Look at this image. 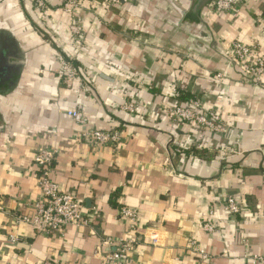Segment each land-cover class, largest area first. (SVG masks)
<instances>
[{
  "label": "crops",
  "instance_id": "crops-1",
  "mask_svg": "<svg viewBox=\"0 0 264 264\" xmlns=\"http://www.w3.org/2000/svg\"><path fill=\"white\" fill-rule=\"evenodd\" d=\"M42 1L38 10L36 0H0V26L31 56L21 92L1 112L0 264H98L115 247L102 239L127 234L122 205L140 217L132 264H253L252 256L264 264V82L246 80L229 56L233 40L264 54V0H245L235 18L208 14V2L193 21L203 28L190 32L178 25L196 0H128L109 9L105 0H79V47L61 0ZM58 54L72 60L76 78L60 75ZM173 88L219 111L221 133L169 121L163 109L177 99ZM128 102L134 112L122 108ZM70 108L86 123L69 117ZM91 129H117L124 139L118 149L95 147L82 139ZM42 145L57 150L52 178L82 201L88 225L43 234L14 220L38 195L33 155ZM228 194L239 213L224 210ZM191 239L207 259L191 252Z\"/></svg>",
  "mask_w": 264,
  "mask_h": 264
},
{
  "label": "built area",
  "instance_id": "built-area-1",
  "mask_svg": "<svg viewBox=\"0 0 264 264\" xmlns=\"http://www.w3.org/2000/svg\"><path fill=\"white\" fill-rule=\"evenodd\" d=\"M126 1L128 0H105L102 5L109 9L111 6ZM244 2L245 0H212L206 5V12L208 14L226 13L235 18ZM35 7L38 10H43V1L36 0ZM61 7L72 16L68 30L76 46L79 47L82 41L81 34L83 33L82 18L79 14L81 3L79 0H61ZM229 56L246 80L253 79L254 82H264V54L260 52L257 45H249L238 40H233L229 45ZM56 59L58 71L65 80L78 76L72 60L65 58L61 54H58ZM83 87L86 89V86ZM172 93L174 97H178L180 92L176 88H173ZM135 106V102H128L124 103L122 108L128 112H134L136 110ZM163 110L169 121L185 122L206 132H220L224 127L220 112L206 108L202 99L196 96L185 101L175 99ZM65 113L79 124L86 123V116L80 109H66ZM82 139L95 147L112 146L118 149L122 144L124 136L117 129H91L82 131ZM56 154L57 150L55 148L43 145L36 148L33 155V164L38 170V195L28 204L27 212L13 215L14 220L17 222L26 223L43 234L62 231L68 226L79 228L80 226L88 225V220L83 215L82 201L74 192L60 188L58 183L52 178ZM223 208L230 214H237L241 211L240 201L228 194L224 200ZM117 214L122 220L127 234L119 240H113L112 238L102 239L101 245L110 246L113 244L115 247L113 250H108L101 254L98 264L133 263L131 254L139 242V213L135 208L122 205L118 209ZM202 229L210 233L215 228L210 223L204 222ZM149 237L151 244L156 245L158 240L157 235L152 233ZM8 241L12 244H17L20 242V239L18 236L12 234L8 236ZM189 249L200 258V261L208 258L206 251L197 245L195 239L190 240ZM248 260L254 264L262 260V257L252 256ZM34 264L62 263L57 260L46 259Z\"/></svg>",
  "mask_w": 264,
  "mask_h": 264
},
{
  "label": "water",
  "instance_id": "water-1",
  "mask_svg": "<svg viewBox=\"0 0 264 264\" xmlns=\"http://www.w3.org/2000/svg\"><path fill=\"white\" fill-rule=\"evenodd\" d=\"M211 0H196V2L194 3L192 9H191V12L189 14H186L185 15V19L182 20L181 23H179L178 25V31L180 30H185V31H191V28L192 27H195L197 28L198 30H201V28H203V24L201 22H193L195 21L196 17L198 16L200 10L208 3L210 2ZM9 33H11L10 30H8ZM12 34V33H11ZM207 36V35H205ZM203 40H208L207 38H203ZM21 46V45H20ZM187 47H190L191 50H193L194 48L196 49H199L198 46H196V44H192L190 46H187ZM194 47V48H193ZM31 56H29V52L27 50V48L22 45L20 47V53L18 55V58H16L15 60H13L12 62H9L10 63H14L15 65H17V75H18V78H17V81L14 82L12 84V90L11 92H9L7 95H3V96H0V116H1V119H2V114L1 112L3 111V105L6 103H11L13 100H15L18 96V94L21 92V89H20V85H21V79H22V75L25 71V67H26V63L28 60H30ZM104 78H108L107 76L103 75ZM253 81V79H250ZM5 118V117H4ZM221 132H215V134H220ZM214 134V133H213ZM217 136V135H216Z\"/></svg>",
  "mask_w": 264,
  "mask_h": 264
},
{
  "label": "flooded vegetation",
  "instance_id": "flooded-vegetation-1",
  "mask_svg": "<svg viewBox=\"0 0 264 264\" xmlns=\"http://www.w3.org/2000/svg\"><path fill=\"white\" fill-rule=\"evenodd\" d=\"M19 53L16 39L8 29L0 26V96L11 92L12 84L17 81V65L10 62L18 58Z\"/></svg>",
  "mask_w": 264,
  "mask_h": 264
},
{
  "label": "trees",
  "instance_id": "trees-1",
  "mask_svg": "<svg viewBox=\"0 0 264 264\" xmlns=\"http://www.w3.org/2000/svg\"><path fill=\"white\" fill-rule=\"evenodd\" d=\"M192 97H195V95L194 94L187 93V92H184V91H181L179 93V96L177 97V100L178 101H185V100H188L189 98H192ZM194 152H195L194 149H190V153H194ZM196 152L199 153L198 156H201L203 154V152H201V151H196ZM10 244H12V243H10ZM12 245H17V244H12Z\"/></svg>",
  "mask_w": 264,
  "mask_h": 264
}]
</instances>
